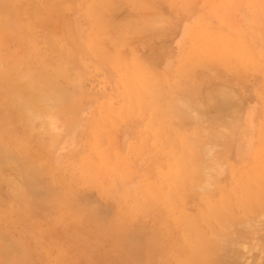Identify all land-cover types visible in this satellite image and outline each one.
Returning a JSON list of instances; mask_svg holds the SVG:
<instances>
[{
    "label": "rangeland",
    "instance_id": "1",
    "mask_svg": "<svg viewBox=\"0 0 264 264\" xmlns=\"http://www.w3.org/2000/svg\"><path fill=\"white\" fill-rule=\"evenodd\" d=\"M56 1L32 14L45 0H12L20 14L0 18L2 72L41 79L63 54L76 82L67 111L44 96L32 134L12 120L0 135L22 165L0 168V264H195L206 238L220 264H264V0ZM218 80L239 95L240 114L213 121L236 123L226 145L172 105L176 86Z\"/></svg>",
    "mask_w": 264,
    "mask_h": 264
},
{
    "label": "bare ground",
    "instance_id": "2",
    "mask_svg": "<svg viewBox=\"0 0 264 264\" xmlns=\"http://www.w3.org/2000/svg\"><path fill=\"white\" fill-rule=\"evenodd\" d=\"M55 1L45 0V3L43 6H39L38 4H36V5L31 7V10L29 13L47 14V13H49V11L57 10V6H56ZM114 4L113 3L109 4V5H111L110 6L111 9L113 6H115ZM20 8H21L20 5H15L12 2V0H0V18H5V17H3L5 15H8L10 17H14L15 15L18 16L20 14L19 11L22 9V8L21 9ZM111 11L113 13V10H111ZM114 11H116V10L114 9ZM162 12L163 11H160L157 15H154L153 20L162 19L164 17ZM99 17H101V15ZM130 18L131 17L128 15L127 20H130ZM148 22H149V18H147L145 20H142V19L140 20V23L148 24ZM149 23L151 25L152 20ZM150 27H152V26H150ZM152 29L155 30L154 28H151V30ZM1 34H3V32ZM1 34H0V36H2ZM48 37L51 38V36H49V35H48ZM1 38H0V41H2ZM33 41L36 43L35 40H33ZM59 56H60V52H59ZM38 57H39V55H38ZM57 57H58V55L56 56V58L53 57V59L56 60ZM51 59H52V57H51ZM1 60H3V58H1ZM41 61H43V60H41ZM68 61H69V59L65 55L61 54L60 58L58 57V59L56 60V62H58L59 64L54 65L55 67H52L53 65L51 66V64H50V66L52 68V70H51L52 72H50V69H47V70L45 69L47 66L42 68L45 70L43 71V73L40 72L41 74H43V75H41V79L38 76L37 69L32 68V67L28 68V69L26 68V70H24L22 72L20 70H18L16 67L11 69V71L5 70L6 72H2L4 70H2V71L0 70V135L5 133L6 129L10 126L12 120L15 121L16 123L20 124L19 128L21 126H25V127H23L25 132H24V130H22V128H20V131L22 130L25 136L27 135L26 134L27 132H28V135H30V133L32 134L31 131H29L28 129H27L28 131L26 130V127H31L32 124H33V127L35 126V124H34L35 122L33 123V116H37V117L40 115L45 116V114L50 113L47 111L48 109L45 110L46 108H44L41 105L42 98H44V96L46 97V99L49 97H50L49 99L52 98L54 103H57L56 106L53 108L55 112L56 111L57 112H64V111L68 110V108L70 106L69 101L72 99L69 98L70 96H69V92L67 89L68 87L66 88V86L70 82H71L70 85L73 86L74 83L72 84V82H75L74 79L72 78V73L74 72V70L72 69V72H71L70 68L69 69L67 67L65 68V62H68ZM0 64H1V62H0ZM5 66L3 64V67L6 69ZM3 67H2V69H4ZM48 68H50V67H48ZM73 68L76 69V67H74V66H73ZM219 78L220 77H218V79ZM218 81L221 84H219V83L218 84H215V83L212 84L210 82H214V81L211 80L207 85L204 86V90L201 92L198 91V93L194 90L193 87H190L188 84L187 85L181 84L179 86H176L174 88V91L176 92V98L183 97L185 103L182 104L181 102L178 101L179 99H176L177 101L174 100L172 105L174 106V109L176 111L175 115L178 117L175 119H178V121H180V119H182L183 121H187V122L191 121L193 119H198L200 121H207L208 120V125L211 126L212 130L214 131L210 137L209 143L217 141L215 143H217L218 145H222V144L226 145L227 143H229L227 141L232 136L233 130H235L236 123L233 121H230V123H228L227 125H226V123L216 125L213 123V121H215V123H216V120L223 119L226 117L225 114H224V117L222 116L223 113H227L228 111H231V109L234 110L233 107H235V106H233V104L234 103L236 104L239 102V101L235 102V99L239 95H237V97H236L237 92L231 88L232 86L230 87L231 89H228L227 87H225V84L222 80L221 81L218 80ZM226 84H228L227 86H229V82L228 83L226 82ZM74 85H76V84H74ZM3 87H5V88H3ZM76 89L77 88H75V90ZM73 96H74V94H73ZM53 105H55V104H53ZM55 109H57V110H55ZM238 109L239 108H235V110H234L235 115L240 114L239 113L240 110H238ZM3 111L5 113H3ZM232 112L233 111H231L230 113H232ZM226 115H227V117L230 116V114L229 115L226 114ZM232 115H233V113H232ZM235 115L233 117H235ZM227 119H229V118H227ZM15 122H13V123L15 124ZM17 128H18V126H17ZM7 131H9V130H7ZM13 131H15V129H13ZM16 132L17 131H15V133ZM21 135L22 134H20V136H19L17 134V136H19V137H21ZM232 138H234V137H232ZM262 141H264V140H262ZM14 142H16V141H14ZM218 142H220V143H218ZM7 151H9V150L7 149L5 143L2 142L0 139V168L4 167L6 165L9 167V169L18 168V166L20 167L21 163L18 162L20 164V165H18L17 162H13L9 159V154H6ZM28 152H29V150H28ZM201 152L203 153L204 150H202ZM202 153L199 152L198 154L201 155ZM34 155L37 157V154H35V152H34ZM221 158L222 157H216L215 160L217 161V160H220ZM34 159H36V158H34ZM34 159L32 162H30L31 160L29 161L27 159L30 162V164L27 166L29 171H30V175L32 173L35 176H41L43 173V169L40 165L39 160L38 159L34 160ZM27 160L25 162H27ZM183 160H185V159H183ZM18 161H21V160L18 159ZM183 163H185V167H184V169H185L187 167L186 166V160L183 161ZM216 163H213L212 165H215L216 167H218L217 165H219V164L218 163L216 164ZM207 164L208 163L206 162V165ZM212 165L210 164V166H212ZM210 166L207 165V169H205L209 172V174H207L208 176L210 175V171H209L210 170L209 168H211ZM21 167H22V165H21ZM216 167H215L216 171L220 172V171H218L221 168L220 165H219V167H220L219 169ZM200 169L201 170H199V168H198L197 171L195 172V173H197L198 171H200L199 173L201 175H199L197 173L198 177L199 176L201 177L202 173L204 171V169H202V168H200ZM215 169L212 166L211 172H215V174L212 173L215 176L213 178H212L213 175H210V176L213 180H215L217 182L218 177H220L222 175V173L220 172L219 173L220 175H219L215 171ZM15 173H17V172H15ZM27 174H29V172ZM210 176H209V179H211ZM215 177H217V180ZM34 179H35V177H34ZM212 179L210 180L211 183L215 184L216 182L212 181ZM31 182H32V180H31ZM28 183H30V182H28ZM31 184H33V183H31ZM39 184H40V182H39ZM209 185H210V182H209ZM21 190H23V189L21 188ZM21 193H23V192L21 191ZM216 193H219V190ZM208 195H210L209 197L212 196L211 194H208ZM219 195L221 198L223 197V196H221V194H219ZM207 197H206V199H207ZM224 197H225V195H224ZM211 200H212V198H211ZM221 203L222 202H220V204ZM215 204H218V203H215ZM206 205H207V203H206ZM246 205L244 204L245 207H246ZM212 206H213V204H212ZM248 206H249V204L247 205V207ZM211 208L212 207H210V209ZM214 208H215V206H214ZM214 208H212V209H214ZM224 208L225 209L222 208V210H224V211L221 210L222 213H225L226 210L231 209L230 206H228V208L227 207H224ZM252 208L248 209L247 211H250V210L255 211V208H254V210ZM216 211H217V209H216ZM215 213H218V215L221 216V214H219L220 213L219 210ZM216 215L217 214H215V216ZM218 215L216 217H218L220 219V217ZM218 218H217V220L220 221ZM257 218H258V216H257ZM257 218H255L256 221L259 220ZM223 219L225 220L226 218L223 217ZM244 219L246 221L248 220V218H243V220ZM187 233L188 234L190 233V229L187 230ZM220 252H221V249H220L218 241H216L212 238H210V240H208L206 238V241L203 243L202 247H198V248L194 247V257H195L194 263L195 264H220V261H221ZM215 257H216V259H215ZM210 259H211V261L209 262Z\"/></svg>",
    "mask_w": 264,
    "mask_h": 264
}]
</instances>
